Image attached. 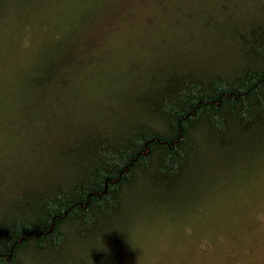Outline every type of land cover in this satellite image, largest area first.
<instances>
[{
	"label": "trees",
	"instance_id": "trees-1",
	"mask_svg": "<svg viewBox=\"0 0 264 264\" xmlns=\"http://www.w3.org/2000/svg\"><path fill=\"white\" fill-rule=\"evenodd\" d=\"M42 1L0 0V21L14 7L53 23L17 100L0 103V128L23 137L30 156L39 145L55 148L68 168L13 175L0 190V264H101L152 226L140 227V212L149 221L196 218L203 196L264 174V0ZM56 4L60 14L48 22ZM125 24L143 32L121 33ZM112 31L130 51L113 50L115 68L97 76L90 96L105 93L108 79L133 77L128 54L140 60L135 81L147 71L117 117L73 101L90 75L81 69L102 65ZM212 32L231 41L230 56L199 57V37ZM165 50L173 58L164 60Z\"/></svg>",
	"mask_w": 264,
	"mask_h": 264
},
{
	"label": "rangeland",
	"instance_id": "rangeland-1",
	"mask_svg": "<svg viewBox=\"0 0 264 264\" xmlns=\"http://www.w3.org/2000/svg\"><path fill=\"white\" fill-rule=\"evenodd\" d=\"M251 1L258 3L262 0ZM42 3L49 4L47 0ZM14 5H17L16 2ZM55 6L53 10L45 12L48 22L54 15L60 14L59 4ZM136 24L140 26V23ZM51 29L53 23L41 26L37 20H30L27 13H16L14 7L0 21V103H15L18 97V80L21 74L30 71L34 63L36 65L39 60V53L36 51L41 48L40 40ZM140 30L142 29H137L132 24H125L121 26L120 32L126 35L141 34L143 30L139 33ZM113 34L115 31L108 35L107 46L110 51L102 57V65L97 69L85 65L81 69L84 75L86 73L90 75L82 76L87 86L78 88L77 97L73 101L75 104L81 101L80 106L88 103V107L96 109L99 115L117 117L124 112L125 105H128L130 90L147 74V71L139 72L140 78L135 81L138 77L136 68L140 65V60L130 58L132 55L128 54L127 62L130 60L131 67H134L133 77L126 80L108 79L106 81L109 84L105 86V93L101 94L97 90V96H90L89 93L95 91L93 90L95 87L92 89L91 87L94 85L93 82L97 81V76L101 72H111L112 68H115L114 60L117 54L113 50L130 51L126 37L118 39ZM230 43L231 41L225 42L224 36L222 37L219 32H212L199 37L196 50L200 53L201 59H206L207 56L220 59L231 55ZM105 45L106 42L100 48L103 50ZM189 45L190 42L184 43L185 47ZM60 49L54 54L62 53ZM158 52L157 47L150 54L142 50L141 56L153 57ZM172 53L173 51L165 50L162 58L171 59ZM212 53L217 56H210ZM42 63L43 59L40 65ZM19 97L29 100L30 94L21 93ZM17 121L18 114L14 123ZM68 127L73 132L74 125L70 124ZM11 135L9 129L0 128V190L7 186L13 175L21 176L26 173V177L33 175L42 178L46 173L68 168L57 157L55 148L52 150L51 147L48 149L39 145L33 149L30 156L27 150L29 147L24 144L23 137H19L17 133ZM11 140L13 142L9 144ZM202 200L205 209L199 210L196 218H193L194 214L188 213L189 220L180 214L177 216L182 221L161 217L156 213L154 216L158 217L149 221L145 218L148 212H140L138 215L140 227L148 222H152V226L143 229L144 232L135 241V246L122 249L116 258H109L101 264H264V222H261L264 220V174L253 180L249 179L233 193L225 190L213 192L209 197L203 196Z\"/></svg>",
	"mask_w": 264,
	"mask_h": 264
},
{
	"label": "clouds",
	"instance_id": "clouds-1",
	"mask_svg": "<svg viewBox=\"0 0 264 264\" xmlns=\"http://www.w3.org/2000/svg\"><path fill=\"white\" fill-rule=\"evenodd\" d=\"M261 222H264V220H262Z\"/></svg>",
	"mask_w": 264,
	"mask_h": 264
}]
</instances>
